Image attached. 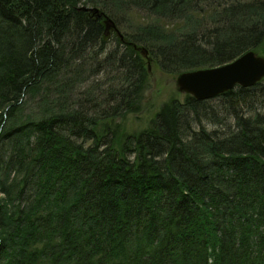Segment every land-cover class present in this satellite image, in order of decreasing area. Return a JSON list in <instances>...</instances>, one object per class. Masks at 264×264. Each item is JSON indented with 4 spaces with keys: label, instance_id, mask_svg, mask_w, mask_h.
<instances>
[{
    "label": "trees",
    "instance_id": "trees-1",
    "mask_svg": "<svg viewBox=\"0 0 264 264\" xmlns=\"http://www.w3.org/2000/svg\"><path fill=\"white\" fill-rule=\"evenodd\" d=\"M136 48L264 56V0H0V264H264V79L132 130Z\"/></svg>",
    "mask_w": 264,
    "mask_h": 264
},
{
    "label": "water",
    "instance_id": "water-1",
    "mask_svg": "<svg viewBox=\"0 0 264 264\" xmlns=\"http://www.w3.org/2000/svg\"><path fill=\"white\" fill-rule=\"evenodd\" d=\"M106 25L107 30L113 28L123 38L112 20L107 21ZM136 49L148 58L145 48ZM263 79L264 57L255 51H249L223 66L182 73L177 77V85L181 92L204 101L218 97L237 86H255Z\"/></svg>",
    "mask_w": 264,
    "mask_h": 264
},
{
    "label": "rangeland",
    "instance_id": "rangeland-1",
    "mask_svg": "<svg viewBox=\"0 0 264 264\" xmlns=\"http://www.w3.org/2000/svg\"><path fill=\"white\" fill-rule=\"evenodd\" d=\"M90 13L97 16L94 12ZM109 31L112 33L108 39H112L114 33L118 34L113 28H110ZM140 54L145 58L146 65H148V79L141 99L140 112L134 115H129L124 121L128 129L132 130L147 128L150 121L155 117L156 113L164 103H167L172 99L184 100L186 96L185 93L179 90L177 85V75L163 72L156 63L149 59V57L146 58L141 52ZM258 54L262 56L260 53ZM0 197H2L1 194Z\"/></svg>",
    "mask_w": 264,
    "mask_h": 264
},
{
    "label": "bare ground",
    "instance_id": "bare-ground-1",
    "mask_svg": "<svg viewBox=\"0 0 264 264\" xmlns=\"http://www.w3.org/2000/svg\"><path fill=\"white\" fill-rule=\"evenodd\" d=\"M202 70H204V69H202ZM197 71V70H196ZM186 95H188V94H186ZM193 97V96H192ZM197 100V99H196ZM198 101H203V100H198Z\"/></svg>",
    "mask_w": 264,
    "mask_h": 264
}]
</instances>
